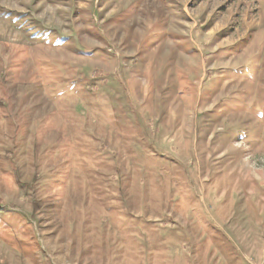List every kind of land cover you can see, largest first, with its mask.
Listing matches in <instances>:
<instances>
[{
    "label": "rangeland",
    "instance_id": "374dc122",
    "mask_svg": "<svg viewBox=\"0 0 264 264\" xmlns=\"http://www.w3.org/2000/svg\"><path fill=\"white\" fill-rule=\"evenodd\" d=\"M0 264H264V0H0Z\"/></svg>",
    "mask_w": 264,
    "mask_h": 264
}]
</instances>
